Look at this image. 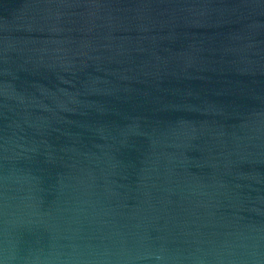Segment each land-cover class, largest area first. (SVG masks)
I'll return each mask as SVG.
<instances>
[{
  "label": "water",
  "instance_id": "1",
  "mask_svg": "<svg viewBox=\"0 0 264 264\" xmlns=\"http://www.w3.org/2000/svg\"><path fill=\"white\" fill-rule=\"evenodd\" d=\"M0 264H264V0H0Z\"/></svg>",
  "mask_w": 264,
  "mask_h": 264
}]
</instances>
